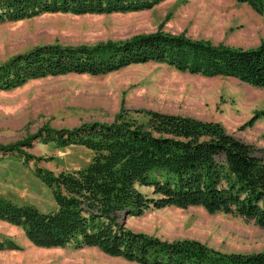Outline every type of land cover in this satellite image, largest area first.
I'll list each match as a JSON object with an SVG mask.
<instances>
[{
	"label": "trees",
	"instance_id": "1",
	"mask_svg": "<svg viewBox=\"0 0 264 264\" xmlns=\"http://www.w3.org/2000/svg\"><path fill=\"white\" fill-rule=\"evenodd\" d=\"M165 0H0V23L46 13L112 14L151 9ZM264 10V0H237ZM166 63L181 72L233 77L264 88V40L243 48L194 39L161 29L94 45L41 44L0 63V92L48 76L108 74L132 64ZM143 120L122 111L112 122L90 121L71 128L45 126L0 152L34 141L83 145L93 151L84 168L54 173L39 168L57 207L39 211L0 198V219L22 227L39 247H98L138 264H264V250L222 251L191 238L167 240L126 225L128 216L150 208L201 206L264 227V151L227 131L219 121L140 110ZM264 116L257 111L249 124ZM152 189L149 195L140 187ZM14 241L7 248L18 249ZM5 245H1L4 248Z\"/></svg>",
	"mask_w": 264,
	"mask_h": 264
},
{
	"label": "rangeland",
	"instance_id": "2",
	"mask_svg": "<svg viewBox=\"0 0 264 264\" xmlns=\"http://www.w3.org/2000/svg\"><path fill=\"white\" fill-rule=\"evenodd\" d=\"M185 33L194 39L250 48L264 40V10L237 0H165L151 9L112 14L46 13L0 23V63L41 44L94 45L123 40L157 30ZM140 110L219 121L228 132L264 151V88L237 78L205 77L181 72L159 62L132 64L120 70L90 75L70 73L32 79L0 92V144L21 142L40 128H71L84 122H112L126 111L143 120ZM36 159L0 152V198L51 212L57 203L39 168L54 173L86 167L93 151L83 145L57 146L34 141L23 146ZM151 195L152 189L140 187ZM126 225L162 239L201 240L222 251L264 250V227L227 213H209L201 206L150 208L128 216ZM14 241L18 249L7 248ZM1 245H5L1 248ZM0 264H138L108 255L98 247H39L22 227L0 219Z\"/></svg>",
	"mask_w": 264,
	"mask_h": 264
}]
</instances>
